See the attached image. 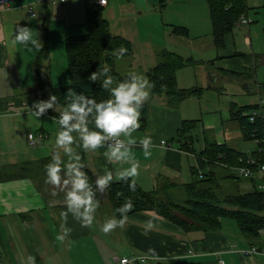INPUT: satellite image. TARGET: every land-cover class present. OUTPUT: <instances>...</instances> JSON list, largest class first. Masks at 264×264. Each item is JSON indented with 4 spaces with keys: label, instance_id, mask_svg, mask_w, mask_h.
<instances>
[{
    "label": "crops",
    "instance_id": "0c3cea01",
    "mask_svg": "<svg viewBox=\"0 0 264 264\" xmlns=\"http://www.w3.org/2000/svg\"><path fill=\"white\" fill-rule=\"evenodd\" d=\"M183 1L190 4L193 0ZM183 1L172 3L175 9L169 12V18L166 23L163 22L160 31L166 43L170 42L173 46L172 49L163 48L192 59L191 63L176 70L177 86L196 87L199 93L178 99L165 93L150 92L145 102V118L140 115V127L132 135L137 141L145 135L152 136L151 155L146 157L141 147H133L132 151L139 161V174L130 177L144 190L154 188L161 181L172 182L168 194L174 201L177 200L174 190H183V183L192 181L194 175L198 176L193 170L199 168V152L210 142L225 144L245 153L253 152L254 148L245 151L242 140L247 138L240 122L231 115V109L255 102L239 103L237 100L242 99L239 98L241 93L259 94L264 91V81L257 80L255 65L257 58L264 64V48L258 41L259 35L264 32V0H246L247 11L240 15V19L247 17L250 22L237 20L234 27L224 34L221 46L214 44L210 26L199 31V22L186 23L181 19L179 13L187 7ZM164 2L166 0H107L101 5L110 32L130 41L132 53L129 55L134 56L133 62L137 65L143 64L144 73L157 63L158 44H161L158 39L161 37H157L156 32L155 41L150 31L142 30L143 23L138 22L137 16L145 12L162 13ZM30 4L35 10L34 16L29 10ZM89 5V0H10L8 6L0 4V169L4 165L50 157L45 144L37 149L28 142L36 130H44L48 138L51 131H58L57 117L49 113L42 117L39 127L31 125L35 122L30 118L33 115L30 97L33 96L34 101L43 99L39 91L34 90L38 51L11 46L9 39L13 28L24 25L31 28L34 35L38 34L41 45L48 49L41 73L47 74L53 85H63L69 81L65 38L87 29L84 19L69 21L68 17L77 11L86 17ZM197 6L198 11L205 15L204 9ZM253 13L261 14V17ZM62 17L67 23L55 20ZM164 24L169 28L166 29ZM146 25L151 28L160 26L157 19L155 23L146 22ZM174 25L187 28L188 36L173 33ZM222 80L229 83L227 87L221 84ZM229 86H239L241 93H230ZM206 92L209 93L208 106L204 97ZM216 92L226 95L228 105L218 97L215 106L213 98ZM202 97L205 98L203 104ZM19 117L24 120L21 129L15 126ZM184 120L194 121L186 139L188 147H183L174 139ZM105 147L95 152L81 150L82 159L88 164L89 169L85 171L91 182L106 170L112 172L114 181L119 180L117 173L130 166L127 162H109L104 154L107 151ZM37 170H31L22 177L0 179V264H27L30 255L35 257V264H118L116 257L132 259L139 255L155 258L130 260L128 264H216L219 256L224 259V264H264V253L243 255L238 251L255 245L264 252V236L261 238L264 229L260 231V239H248L235 222L232 223L238 236L233 239L224 231V220L219 231H186L152 210H143L127 214L122 227L105 233L100 227L104 221L113 215L119 218L110 206L106 190L98 194L100 203L93 225L81 226L69 214L67 226L72 231L61 241L56 237L63 232L60 213L66 208L64 193L57 190L53 194L54 186L46 182V168L40 166ZM246 179L244 182L247 185L254 184L250 178ZM258 181L255 180L256 183ZM246 188L243 191L252 187Z\"/></svg>",
    "mask_w": 264,
    "mask_h": 264
},
{
    "label": "trees",
    "instance_id": "16d2710c",
    "mask_svg": "<svg viewBox=\"0 0 264 264\" xmlns=\"http://www.w3.org/2000/svg\"><path fill=\"white\" fill-rule=\"evenodd\" d=\"M209 6V13L212 24L213 42L217 46L223 45L224 34L234 27V23L239 20L240 15L247 11L246 0H206ZM85 21L87 31L70 35L65 38V52L68 65L69 81L63 85H53L49 76L41 73L43 60L48 57V49L44 45L37 53L36 68L34 73L36 92L45 99L50 94L58 96L59 104H65L64 95L69 88L77 92L95 98L97 101L108 97V92L100 87V81L93 82L88 79L90 74L97 68L107 64L111 69V75L116 81L123 79L127 73H120L114 67L116 59L121 58L115 55L120 48L126 49L123 56L132 53V45L125 37L112 34L109 29L108 20L104 17L102 6L90 3L86 8ZM173 33L179 36H188V30L184 26L174 25ZM46 41V40H45ZM122 56V57H123ZM159 61L149 67L145 76L151 81L153 87L151 93H165L178 99L199 93V88H179L176 84V70L192 62L191 58H185L175 51L162 48L158 51ZM255 109L254 104L237 105L231 109V115L240 122L244 136L249 139L255 128L262 132V125L259 118L251 122L249 114ZM48 113L58 117V112L52 109ZM142 118H145L146 103L141 110ZM194 127L193 120H184L177 129L174 139L188 147L190 134L188 132ZM44 131V130H41ZM263 151H259V146L251 153H245L225 144L212 143L204 147L199 152L198 167L193 172L201 176L190 182L183 183L185 199L181 202L174 201L168 194L172 182L161 181L150 189H142L136 182L135 190L129 187L130 181L116 180L111 183L107 192V199L111 208L115 209L123 205L126 201H131L134 207L127 213L135 211L152 210L164 219H167L183 230H203L219 231L223 227V219H232L239 231L248 239H258L260 231L264 229V190L256 187L255 180L253 187L249 191H239L237 185L236 193L218 194L223 185L219 179H239L230 168L241 164L239 157L246 154L258 158L264 162ZM107 148V147H105ZM51 157L41 160L25 161L10 165H4L0 169V179L17 178L28 174L31 170L38 171V167L46 168ZM86 168L88 164L83 160ZM228 165V166H226ZM206 167V172L202 168ZM219 168L226 169V173H218ZM218 174H221L218 176ZM94 183V181H93ZM238 183V182H237ZM115 213L120 216L119 213Z\"/></svg>",
    "mask_w": 264,
    "mask_h": 264
},
{
    "label": "clouds",
    "instance_id": "9594fccd",
    "mask_svg": "<svg viewBox=\"0 0 264 264\" xmlns=\"http://www.w3.org/2000/svg\"><path fill=\"white\" fill-rule=\"evenodd\" d=\"M102 2V0H101ZM9 44L22 46L27 51H38L42 45L32 29L24 25H16L11 33ZM126 49L120 48L115 55L122 57ZM89 80L100 81V87L108 92V97L97 101L82 91L69 88L64 95L65 104H59L58 96L50 94L47 99H38L30 106L33 115L39 119L49 109L58 112L56 123L58 131L52 144L50 160L46 165V182L52 186L53 194L57 190L64 193L65 210L61 211L63 232L57 239L63 241L72 229L67 226L69 214L81 226L88 227L95 221V212L99 207L98 194L105 192L113 182L111 171L96 175L94 184L90 181L86 165L82 160L83 152H95L106 146L104 153L109 162H127L129 167L122 168L117 176L122 181L139 174V161L132 149L139 146L144 155H151L152 136L145 135L139 141L132 135L140 127V115L144 103L150 96L151 81L142 73L129 72L116 81L111 75L110 67L105 64L97 68L88 77ZM92 125V126H90ZM129 187L135 190V181ZM134 207L129 200L117 207L120 214L106 219L100 226L101 231L109 233L122 227L127 213ZM27 264H35V257H27Z\"/></svg>",
    "mask_w": 264,
    "mask_h": 264
},
{
    "label": "rangeland",
    "instance_id": "374dc122",
    "mask_svg": "<svg viewBox=\"0 0 264 264\" xmlns=\"http://www.w3.org/2000/svg\"><path fill=\"white\" fill-rule=\"evenodd\" d=\"M142 1H144V0H142ZM174 1H176V0H173L171 2H170V0H166V3L164 2V4H163L164 8L161 9L162 13L161 12H157V13H149L148 14L147 12H145V14H139L138 16L136 15L138 17V22L140 21V22L143 23L142 30L145 29L148 32L150 31L149 33H151V35H152V37L154 38L155 41H156V39H155L154 35L156 34V32H157V37H161L160 39H158V43H161V44H158L159 50L162 49L163 47H168L169 49H172V47H173L170 42L166 43V40L164 39V34L162 33V31H160V27L162 26L163 22L166 23L167 19L169 18V12L172 9H175V7H173V5H172V3ZM179 1H183V0H179ZM83 2H87V0H83ZM197 4L199 5V6H197L199 9H204L205 15L203 13H200L198 11V9L195 7V5H197ZM183 5L187 6L186 8H184V11L181 10L180 13H179V16L181 17V19L183 21H185L186 23H195V24H197L199 22L200 26L197 28V29H200L199 31H204V29L206 27L210 26L209 31L212 32V30H211L212 26L210 25L211 23H210L209 6H208V2L206 0H201L199 2L197 0H193L192 2H190V4H188V2H184L183 1ZM251 14H252V12H251ZM253 15L261 17V14L259 15V14L253 13ZM262 16H264V12H262ZM151 18H155V20H151ZM68 19H69V21L70 20H76L77 21V20H80V19H84V24L86 23L85 14L82 15V13H80L78 11L73 16L68 17ZM156 19L159 20V25H160L159 27L158 26L157 27L153 26L151 28V27H149V25H146V22L155 23ZM55 20L60 21V23H63V21H64V23H67V20L63 19V17L61 19H55ZM85 25L87 26V24H85ZM164 25H165L166 29L169 28L166 24H164ZM85 30L87 31V29H85ZM175 37L178 38L177 36H175ZM262 39L264 40V32H261V35H259V40H258L259 43H261L263 45V48H264V42L262 41ZM244 49L249 51V48L246 47V46H244ZM133 59H134V56H132V55H128V56L126 55V56H123L121 58L116 59V61H117L116 70L119 71L120 73L138 72V73H142L145 76L144 68H142L143 64L139 63L137 65V63L133 62ZM156 61L157 62L159 61L158 56H157V60ZM255 65L257 67L256 69H258V77L259 78L257 80L259 82L264 81V64H262L260 59L257 58ZM138 66H140V67H138ZM239 81H240V79H239ZM233 83H235V82H233ZM221 84L224 85V87L225 86L227 87V85L229 83L225 82V80H222ZM229 92L233 93V94L241 93L239 91V86H237L235 88H232V87L229 86ZM208 94L209 93H207V92L204 94V97L206 98V102H205V98L202 97V104L205 102V103H207V106L210 103L209 100H208L209 99ZM260 94L262 96H264V91H262V93H260ZM257 95H258L257 93H241L239 98H242V99H238L237 101L239 103H244V102L250 103V101L256 100ZM225 96L226 95L224 93H221V92L220 93H217V92L214 93V98L213 99L215 101V106L218 103L217 102L218 101V97L223 98L227 102V103L225 102V105H228V99H226ZM30 98H31V102H34V100L32 99L34 97L31 96ZM223 107H224V105H223ZM214 109L220 110L221 108H214ZM30 116H31L30 117L31 121L35 122L34 124H31L32 127H34V125H38V127H39L40 126L39 123H41L42 117L37 119L34 115H30ZM23 124H24V120L21 117H19V119L16 120L15 126L18 127V129H21L23 127ZM41 130L40 129L36 130L35 134L37 132L41 131ZM42 132H43V134L47 135V133H44V131H42ZM55 135H56V132L55 131L54 132L51 131V135L49 136V138L48 137L46 138V136H45L40 144L34 145V146H36L37 149H38V148H41L42 146H44V144H45V148L47 150V154L50 155V152L52 150V143L55 140ZM196 142H197V140H195V145H196ZM242 142L245 145L244 146L245 147V151H248L250 148H254L255 149V147H256L255 146L256 143H255L253 138H249V139H246V140L243 139ZM32 151L36 152L37 150H32ZM250 152L248 151V153H250ZM202 170H204L206 172L207 168L204 167V168H202ZM226 172H228V170H226V169L219 168V170H218V173H226ZM43 173H45V172H43ZM220 175L221 174H218V176H220ZM197 177H198L197 175H194V179H196ZM246 180H247L246 178H239V179H233V178L225 179L224 178V179H219V181L223 185V187L221 189V193H220L219 190H217V192H218V194L236 193L237 192L236 185L239 186V191H242L243 189H247L246 187H253L252 183H250L251 185H247L244 182ZM244 186H245V188H244ZM174 195H175V197L177 199L176 200L177 202H180V201L184 200V198H185V193H184V191L182 189L174 190ZM226 219L225 218L223 219L224 220V231L234 239L235 237L238 236V232H236V230H235L236 227L232 223L234 221L230 220L229 218H228V220H226ZM263 236H264V231H263V233L261 235V238H263Z\"/></svg>",
    "mask_w": 264,
    "mask_h": 264
},
{
    "label": "built area",
    "instance_id": "2783aa9c",
    "mask_svg": "<svg viewBox=\"0 0 264 264\" xmlns=\"http://www.w3.org/2000/svg\"><path fill=\"white\" fill-rule=\"evenodd\" d=\"M64 1V0H61ZM90 3H96L99 5L106 4L107 0H89ZM10 0H0V4L4 6H8V3ZM29 10L31 12V15H35V12L33 11V6L29 5ZM240 19V18H239ZM244 23H249L250 20L246 17H242L240 19ZM255 105V109L252 110L249 114V119L251 122L255 121L256 118H259L261 125H262V132H258L257 128L253 130L251 133V138L254 139L256 145L259 146V151H263L262 145L264 144V96H262L260 93L257 95L255 102L253 103ZM46 133V132H44ZM48 137V134H43L42 131L37 132L34 136H32L29 139V144L34 146L41 143V141L44 139V137ZM239 161L241 164H238L236 166L230 167L237 176L243 177V178H257L259 181L256 183V187L259 190H264V162L260 161L258 158L252 156L251 154H246L243 157H239ZM228 166V165H226ZM229 167V166H228ZM198 175L201 176V171L198 169ZM256 179V180H257ZM241 254H251L256 252H262V249L260 250L255 245H251L247 248H240L238 250ZM148 258H155L154 256L149 255H139L135 258L130 259L127 256L122 257H116L115 259L118 260V264H128L131 261H145ZM5 264V263H2ZM216 264H224V259L222 257H218Z\"/></svg>",
    "mask_w": 264,
    "mask_h": 264
}]
</instances>
